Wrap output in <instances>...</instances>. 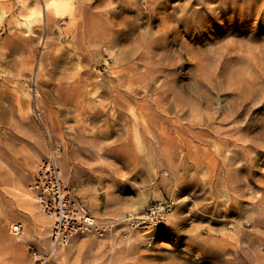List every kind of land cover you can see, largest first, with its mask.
<instances>
[{
    "label": "rangeland",
    "instance_id": "obj_1",
    "mask_svg": "<svg viewBox=\"0 0 264 264\" xmlns=\"http://www.w3.org/2000/svg\"><path fill=\"white\" fill-rule=\"evenodd\" d=\"M0 14V264L30 247L44 264H264V0ZM52 147L102 227L56 246L29 189Z\"/></svg>",
    "mask_w": 264,
    "mask_h": 264
},
{
    "label": "built area",
    "instance_id": "obj_2",
    "mask_svg": "<svg viewBox=\"0 0 264 264\" xmlns=\"http://www.w3.org/2000/svg\"><path fill=\"white\" fill-rule=\"evenodd\" d=\"M59 148L52 147L41 161L29 183L36 201L51 221L49 238L53 246L65 245L79 234L101 233V226L86 211L83 204L75 199L63 182L56 162ZM20 225L12 224L11 231L20 233ZM31 260L28 264H44L30 247Z\"/></svg>",
    "mask_w": 264,
    "mask_h": 264
},
{
    "label": "clouds",
    "instance_id": "obj_3",
    "mask_svg": "<svg viewBox=\"0 0 264 264\" xmlns=\"http://www.w3.org/2000/svg\"><path fill=\"white\" fill-rule=\"evenodd\" d=\"M49 7H57V5L56 4H51V5H49ZM3 15L2 14H0V22H2L3 21Z\"/></svg>",
    "mask_w": 264,
    "mask_h": 264
}]
</instances>
